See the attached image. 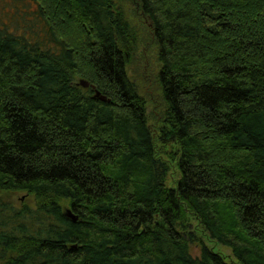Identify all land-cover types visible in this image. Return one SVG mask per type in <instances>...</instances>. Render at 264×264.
<instances>
[{"label": "trees", "instance_id": "1", "mask_svg": "<svg viewBox=\"0 0 264 264\" xmlns=\"http://www.w3.org/2000/svg\"><path fill=\"white\" fill-rule=\"evenodd\" d=\"M20 1L0 264H264V0Z\"/></svg>", "mask_w": 264, "mask_h": 264}, {"label": "rangeland", "instance_id": "2", "mask_svg": "<svg viewBox=\"0 0 264 264\" xmlns=\"http://www.w3.org/2000/svg\"><path fill=\"white\" fill-rule=\"evenodd\" d=\"M26 6L29 9L33 8L31 4L26 5L24 2H21L20 0H0L1 26L9 28L10 25L11 29H19L21 31L26 30L28 24H25V22H28V18H31L30 16L24 14V11L27 9ZM155 56H156L155 48L152 47L150 53L148 52L145 56V59L141 61V52H140L135 60L137 62L134 65V71L137 72V70L140 69L143 63L145 62L151 63L150 69L147 74L148 77L150 76L152 79L155 80V76L158 73V69H159L158 62ZM11 200L13 201L12 203L19 208L23 206V203H27V206L29 205L30 208H33L34 206V202L32 201V199L28 198V196L24 193H16L12 195ZM66 210H68V208ZM217 250L221 251L226 255H231L230 250L225 247L217 246ZM193 254L198 255V250L194 248Z\"/></svg>", "mask_w": 264, "mask_h": 264}, {"label": "water", "instance_id": "3", "mask_svg": "<svg viewBox=\"0 0 264 264\" xmlns=\"http://www.w3.org/2000/svg\"><path fill=\"white\" fill-rule=\"evenodd\" d=\"M80 85L83 86V87H85V88H88L90 86L89 83L86 82V81H84V80L80 81ZM96 95L97 96H100L99 93H97ZM101 100L105 102L106 101V98L105 97H101ZM68 216L71 217L72 219H74V221H76V218L73 217V215L71 214V212L68 213Z\"/></svg>", "mask_w": 264, "mask_h": 264}]
</instances>
